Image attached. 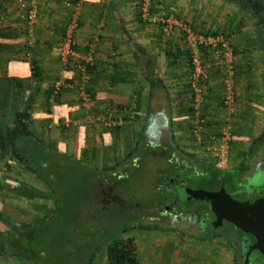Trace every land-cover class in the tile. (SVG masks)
I'll list each match as a JSON object with an SVG mask.
<instances>
[{
	"label": "crops",
	"instance_id": "crops-1",
	"mask_svg": "<svg viewBox=\"0 0 264 264\" xmlns=\"http://www.w3.org/2000/svg\"><path fill=\"white\" fill-rule=\"evenodd\" d=\"M26 8V3L0 0V84H7V98L4 91L0 92V180L5 182L4 189L9 179L15 181L12 169L29 173L21 158L39 146L54 149L76 164L121 175L142 151L148 155L157 146L151 142L156 139L159 144L168 138L177 147L168 159L176 161L181 153L190 152L201 165H210L189 136L188 57L180 49L177 28L168 37L162 35V21L169 15L195 32L216 31L229 39L236 52L237 111L230 119L232 141L250 136L256 119L257 141L264 138V55L258 47L256 52L247 45L253 20L264 32V0H81L71 48L78 55L89 52L92 56L85 83L71 66L63 67L51 50L60 42L72 9L59 0L40 1L36 4V23L28 29ZM141 9H146L145 16ZM203 61L207 79L202 110L207 119L206 132L211 133L222 118L218 105L220 76L210 58L204 55ZM13 80L19 81L18 90H14ZM57 83L58 96L46 99L47 91ZM79 86L89 96L93 113L114 109L116 131L85 122ZM159 110L165 113L168 126L161 127V118L156 116L155 127L146 132L151 113ZM65 119L76 120L77 124L58 128L56 123ZM23 142L29 147L21 152ZM234 155L237 152H230V163ZM5 164L11 166L9 171ZM27 203L43 214L51 208L48 195L31 196ZM0 204H4L2 199ZM213 234L196 235L205 239L199 245L205 257L203 264H230L229 242L215 240ZM180 237L186 238L183 234ZM182 245L173 244L169 256L159 251L154 263L148 255L147 264H185L189 248L185 244L178 253Z\"/></svg>",
	"mask_w": 264,
	"mask_h": 264
},
{
	"label": "trees",
	"instance_id": "trees-1",
	"mask_svg": "<svg viewBox=\"0 0 264 264\" xmlns=\"http://www.w3.org/2000/svg\"><path fill=\"white\" fill-rule=\"evenodd\" d=\"M256 18H259L258 15ZM251 25L254 29H251V37L248 39L247 45L255 49L256 52L258 47L259 53L261 52L264 55V32L258 28L259 24L255 23L254 20ZM210 33L216 34L220 32L212 31ZM175 51L177 53L180 52L177 49H175ZM187 64L189 69V63ZM90 67L91 65L87 66L88 74ZM30 69L32 70L33 76H35L37 74L35 66L32 65ZM6 85L7 84H0V92L4 91L3 93H5L4 98H7V92L5 90ZM13 85L14 90H18L19 81L13 80ZM51 94L52 89H49L45 98H50ZM57 96L58 93L56 92L53 98L55 99ZM188 110L189 116L190 108ZM125 118L126 117L122 116L123 120H125ZM134 120H136V115L134 116ZM108 128L112 131H116L118 125ZM61 129L65 128L61 127ZM231 143L232 142H230V144ZM157 146L153 150H156L158 155L160 154L159 152L162 151L163 160H165L167 155L170 153L177 151V147L168 138L159 141V144L157 142ZM28 147V143L23 142L21 144V150L19 151L22 152L24 150H28ZM145 153V151H142V154L138 156V160H141L142 156L146 155ZM132 154L131 156L134 155ZM21 159L22 161H25L26 167L29 171V173H27L29 174V177H27L25 181H21L23 182L21 184L26 185L27 187L30 185L28 188L30 191L32 190V192H38L39 190L40 192H43L44 195L50 196V199H52V207L50 208L48 214L35 212L31 208L26 209L25 211H22L21 209L14 210L12 208L14 216L8 214L6 210L4 211V209L0 210V218H2L4 222L9 224L11 223L12 226L0 227V241H2V238H8V241L12 244V242H15L12 235L15 234V230L19 229V227L20 229H28L30 227L44 224V219L50 215L49 218L54 220V224H57L58 222L55 221L56 217L62 218L61 225L62 232L64 233L62 234L64 237H62L61 240L58 241L57 238H54V252L60 253L58 250L60 243L62 244V246H60L61 250L63 249L65 251V247L69 248L71 245H73L72 247L74 249L80 247L81 245V247H83L86 241L90 242L91 250L84 257L80 256L78 259L74 257V260L79 264H88L90 256L100 249L102 245H104L105 264H139L134 237L126 234L125 232L129 227L125 224L124 216L129 214L130 211L127 207L123 208L118 206V204L113 203L115 198L113 184L115 182V178H117L119 174H112L111 171L107 169L97 170L93 167L76 164L71 159L57 154L54 149H46L43 146L35 148L33 152L28 153L27 157ZM188 160L189 163H186L183 159H179L180 166H176L182 170L187 168L192 172H196L199 176L204 174V171H208L206 173L209 174V178L203 179L200 177L198 181L200 183H194V186L187 185L184 180L180 179L177 180V182L176 180L173 182H176L181 186L204 190L218 189V187L222 184V179L224 183L226 178L224 171H218L207 167L206 165H201L194 158ZM6 167L8 171L11 169L10 165H6ZM170 167L171 166H167L166 168H163V171H165V173H171L173 170ZM174 175L177 174L172 173V177ZM1 182L0 186H4V182ZM202 184H204L203 186L206 188L201 187L200 185ZM7 187L9 188V186ZM170 189L174 193L173 197H176L175 199H177L175 191L172 188ZM14 191L19 196L29 199L31 198V195H27L26 193L18 190ZM190 202L193 201L190 200ZM190 202L188 201L184 203L186 208L189 206ZM115 214H117V216H115ZM15 218L20 219L21 225H17L15 223ZM224 224L228 225L229 229L227 233H223L224 236L229 235V239L227 241L230 242L232 234L239 231L234 229L230 224ZM3 235H8V237ZM26 242L28 243V241Z\"/></svg>",
	"mask_w": 264,
	"mask_h": 264
},
{
	"label": "rangeland",
	"instance_id": "rangeland-1",
	"mask_svg": "<svg viewBox=\"0 0 264 264\" xmlns=\"http://www.w3.org/2000/svg\"><path fill=\"white\" fill-rule=\"evenodd\" d=\"M240 2L242 3V1ZM242 4L244 5V3ZM253 126L254 127L251 130V134H249L250 136L241 138L240 141H232L230 152H237V155L231 157V160L233 162L235 160H238V158L242 155V150L243 152H245L246 148L249 145L257 141V119L253 123ZM159 156L160 155H158L157 153L152 154V152L150 151L148 155L142 156L141 160H132V162L130 163V167L125 168L124 172L121 173V175H119L117 178H115V182L113 184L115 198L113 200V203H116L118 204V206L123 208L127 207V209L130 211L129 214H126L125 216L123 215L125 224L129 227L125 232L126 234L134 237L136 254L139 264H147L146 258L148 255H150L151 262L154 263L156 259H158L159 251L162 252V254L164 252H167L166 255L169 256V251L171 250L173 252V244H184L178 247V253L181 252L185 244L188 246L189 249L187 251L188 255L185 257V264H203L205 257L203 254V250L199 245H201L202 241H204L205 239H201L197 236L191 237V235L187 233H183L186 238H182L180 237V235L175 236L173 234H165V232L163 231L164 228L160 229L158 228V226H153V222L156 221L155 219L160 217L159 214L163 210L162 204L168 203L169 199L174 196V193L170 189L171 187L169 186L168 181V179L170 180V178L172 177V173L178 175V180H184L185 184L194 186V183H200L198 182L200 177L203 179L209 178V174L206 173L208 171H204V174L199 176L196 172H189L190 170H188L187 168L185 170L178 168L180 166L179 159H183L186 163H189L188 159L194 158V155L192 153L187 152V154L181 153V155L178 157L179 159L176 158V165H179L178 167L171 166L170 168L173 170L171 173H163V168L166 163L162 158L160 159ZM173 162L175 161L173 160ZM12 170L13 171H11L10 173H13V175L15 176L13 177L15 181L13 180L12 182H10V179L8 181L6 180L9 188L4 189L5 186H0V199L4 201V204H0V210L4 209V211L6 210L8 214L14 216L13 209H21L22 211H25L26 209L32 208V206L27 205V201L30 199L19 196L14 190L21 191L23 193H26L27 195H31L32 197L37 198L45 197V195H43V193L39 190L38 193L34 191L31 192L26 185L21 184V181H25V179L29 177V174L22 173V171L19 169ZM0 178L2 179L3 177L0 175ZM233 179L235 180L236 178L234 177ZM230 181L231 182L229 185L236 186L235 181ZM1 183L2 182H0V184ZM203 185L204 184L200 186L206 188ZM240 187L242 188V186ZM48 200L49 206L52 207V199H50L49 196ZM177 201L179 206L182 208L185 207L184 203L188 202L180 199H178ZM192 201L193 202H190L189 200V205L193 203H199V201ZM32 209L36 210L34 208ZM48 212L49 211L47 210L46 213ZM49 216L44 219V224L30 227L28 229H20L19 227V229L15 230V234H12L15 242H12V244L10 243V241H8V238H2L0 244L3 247L4 253H0V264H79L74 260V257L78 259L80 256L84 257L86 254H88L91 250L90 242L85 241L83 247H81V245L80 247L75 249L72 247L73 245H71V247L69 248L65 247L66 252L63 249L61 250L60 246H62V244L60 243V246L58 248L60 253L54 252V238H57V240L59 241L62 239V237H64V235H62L64 234L62 232L61 225L62 218L56 217L55 221L58 222L57 224H54V220L52 218H49ZM14 221L17 225H21L20 219L15 218ZM0 227L12 226L11 223L9 224L7 222H4L3 219L0 218ZM207 227L208 228L204 230L205 234L210 235L211 231L216 232L215 234H213L215 240L227 241L229 239V235L224 236V234H222L223 232L227 233L229 229L228 225L224 224L222 226L212 228L210 226ZM3 236L8 237V235ZM26 241H28V243ZM88 264H105L104 245H102L100 249H98L90 256Z\"/></svg>",
	"mask_w": 264,
	"mask_h": 264
},
{
	"label": "built area",
	"instance_id": "built-area-1",
	"mask_svg": "<svg viewBox=\"0 0 264 264\" xmlns=\"http://www.w3.org/2000/svg\"><path fill=\"white\" fill-rule=\"evenodd\" d=\"M16 1L22 4L26 3L24 20L27 28H32L37 20L36 4L44 0ZM59 1L72 9V17L65 25L60 42L55 44L51 50L63 67L71 66L79 75L81 83H85L88 79L87 66L92 65V56L89 52L78 55L71 48V33L77 25V11L81 0ZM141 11L145 16L146 9H141ZM173 28H177L180 33V49L187 52L189 63L186 82L190 91L189 136L191 142L193 146L204 152L212 168L224 171L230 160V142L233 131L230 119L237 111L234 83L235 62L232 46L229 39L221 33L195 32L184 21L169 15L162 21L163 37H168ZM204 55L210 58L211 65L216 68L220 76L218 105L222 109V118L214 132L211 133L206 132L207 119L202 110L205 101L204 83L207 79ZM59 85V83L55 84L50 98L56 94ZM78 88L81 106L85 108L84 120L87 124L102 127L117 125L118 118L115 116L113 108H105L98 114L93 113L89 107V96L84 92L82 86ZM76 124V120L65 119L56 123V126L66 129Z\"/></svg>",
	"mask_w": 264,
	"mask_h": 264
},
{
	"label": "flooded vegetation",
	"instance_id": "flooded-vegetation-1",
	"mask_svg": "<svg viewBox=\"0 0 264 264\" xmlns=\"http://www.w3.org/2000/svg\"><path fill=\"white\" fill-rule=\"evenodd\" d=\"M255 6L257 7V5ZM151 152L152 154L158 153L156 150H151ZM159 153V155H161L159 156V158L161 159L163 156V152L161 151ZM173 160L174 159H168L166 157V159L164 160L166 163V165H164V168H166L167 166H176L177 160H174L175 162H173ZM230 162L228 163L227 169L224 170L226 177L224 183L222 179L221 185L224 188V192L231 199L239 202H251L257 198L263 197L264 138H260V140L253 142L246 148L245 152L242 153L238 160H235L233 163ZM207 167L212 168L211 165H208ZM234 177L236 178L235 180L233 179ZM175 180L177 182V175H174L169 180V186L174 191V185L181 186L178 183L173 182ZM230 180L235 181L236 186L229 185L231 182ZM240 186H242V188ZM216 190L217 189L206 191ZM175 198H170L168 203L162 204L163 210L159 214L160 217L155 219L156 221L153 222V226H158V228L160 229L164 228L163 231L165 232V234H173L175 236L181 235L183 233H187L193 236L205 234L204 230L208 228L207 226L211 227L210 223L214 218L211 212L208 211L206 204L203 202H199L193 203L187 208H182L179 206L178 201ZM115 216H117V214H115ZM224 223L226 222L222 221L220 226L224 225ZM210 233L215 234L216 232L211 231ZM253 242L254 239L248 234L241 233L240 231L232 234L231 241L229 242L232 254L230 264H263L261 257L255 250H250L246 259L244 258L247 248L251 246ZM0 253H4L1 244Z\"/></svg>",
	"mask_w": 264,
	"mask_h": 264
},
{
	"label": "water",
	"instance_id": "water-1",
	"mask_svg": "<svg viewBox=\"0 0 264 264\" xmlns=\"http://www.w3.org/2000/svg\"><path fill=\"white\" fill-rule=\"evenodd\" d=\"M161 118V127L168 126V119L162 110L151 113L147 130L155 127V117ZM151 142L156 145L157 140ZM177 199L188 201L195 200L206 204L208 211L213 215L211 227L220 226L222 221L230 224L241 233L250 235L254 242L247 248L244 255L246 259L250 250H255L264 264V196L251 202L235 201L231 199L221 185L216 191L191 189L185 186H173Z\"/></svg>",
	"mask_w": 264,
	"mask_h": 264
}]
</instances>
